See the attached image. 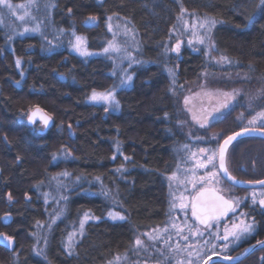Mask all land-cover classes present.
<instances>
[{"label":"trees","instance_id":"trees-1","mask_svg":"<svg viewBox=\"0 0 264 264\" xmlns=\"http://www.w3.org/2000/svg\"><path fill=\"white\" fill-rule=\"evenodd\" d=\"M259 4L260 0H56L55 24L85 34L92 49H100L107 38L110 16L124 18L138 32L139 54L148 63L134 67L132 85L118 91L120 111L109 113L103 104L88 101L93 90L115 87L119 81L108 56H82L67 47L48 49L40 34L16 37L9 47L0 27V234L17 242L11 251L0 239V264H103L130 247L137 227L164 222L165 178L177 130L171 79L160 60L169 31L182 8L214 17L220 22L214 32L219 51L264 79V9ZM90 17L97 20L85 22ZM208 61L204 51L185 45L176 62L179 82L193 79L210 65ZM38 105L54 116L45 131L23 115ZM238 140L235 150L251 141L264 143L258 136ZM258 168L235 174L263 178L264 163ZM64 172L84 178L86 184L100 178L117 189V203L111 207L105 195L85 191V185L75 187L67 198V212L49 230L42 252L34 232L48 217L50 203L44 191L53 189L55 177ZM113 208L123 212V220L107 215ZM85 211L98 218L85 223L84 234L70 252L65 245L67 222ZM258 234L264 236L263 227ZM262 253L264 246L241 261L214 264H264Z\"/></svg>","mask_w":264,"mask_h":264},{"label":"rangeland","instance_id":"rangeland-1","mask_svg":"<svg viewBox=\"0 0 264 264\" xmlns=\"http://www.w3.org/2000/svg\"><path fill=\"white\" fill-rule=\"evenodd\" d=\"M11 2L14 5L23 4L25 8L17 9L15 15L9 13L7 9L0 10V27L6 36L7 46L12 47V41L16 37L40 34L48 49L67 47L72 52L80 54L73 48V45L76 43V36L82 37L84 47L90 53L87 57L94 55L108 56L113 61V74L117 75L119 80H117L118 83L115 87L95 90L96 92L114 91L116 99L119 101V108L109 106L104 102L95 103L103 104L108 109L105 111L106 113L120 111L121 104L118 91L132 85L136 65L148 63L139 54L141 44L134 26L122 17L110 16L108 18L109 32L107 38L100 49H92L88 46L85 34L74 29L67 30L58 27L55 24L53 11L56 0H11ZM46 5L48 6L46 7ZM183 9L186 11L179 15L176 23L171 27L160 58L164 61V68L170 75V89L173 93L174 107L177 109L175 114L177 117L175 119L177 130L175 131L173 159L170 163V171H168L165 178L166 218L162 224L137 227L130 247L114 255L103 264H110V262L111 264H187L189 259L193 261V264H202L207 255L232 252L257 232V222L254 216L246 211L245 201L249 199L250 203L254 205L260 204V200H264V187L237 189L221 173L219 174L220 183H214L212 186L221 190L230 199L235 200V212H230L228 216L211 222L210 227L199 226L198 221L191 214V196L195 194L190 182L193 173L199 177L211 170V166L207 169H196L194 167L197 159L206 158L205 154L199 152V149H218L219 144L228 136L229 130L233 128L260 126V120L262 119L260 113L264 112V79L258 71L238 66L237 59L219 51L214 35L216 27L220 24L217 19L207 14H200L196 10ZM19 16H25V20L22 22L18 19ZM95 20L87 18L85 22ZM206 20L216 21L215 25L211 27V31H208V24H205L203 28L200 26ZM26 28L29 31L25 32ZM35 28H38L39 31H32ZM19 33L24 34L19 35ZM10 35L12 39L8 38ZM200 38L204 39L203 44L199 42ZM178 43L180 44L179 53L174 51ZM110 44L114 48H109ZM185 45L193 50L204 51L210 65L200 71L193 79L180 83L177 75L179 64L177 65L176 62L179 61V55ZM29 48H34V45L29 46ZM105 48H109V51L105 52ZM221 57H227V60H221ZM170 60L173 62H170ZM127 75H131L132 80L122 85L121 80L125 79ZM224 93H228L231 99H228ZM90 96L88 101L94 102L90 100ZM186 97L189 101L187 105L184 103ZM226 100L228 101V107L220 108L219 112H213V118L209 120L205 127H200L192 119L193 113L201 116L204 110L212 112L214 108L219 107ZM28 114L29 110L23 112L26 120ZM228 118L231 120H228ZM254 119L257 123L250 125L249 121ZM35 127L42 129L44 124L37 121ZM71 133L74 134L72 129ZM236 143L237 141L228 150L227 164L229 169L234 173L238 170L245 172L258 170V166L264 163V161L259 162L262 159L264 160V143L251 141L241 146L240 149L238 148L239 152L238 149H234ZM193 153L196 154L195 157H193ZM173 174L176 178L170 179ZM256 174L262 176V173L256 172ZM83 180L84 178L80 176L64 172L55 177L53 189L47 188L44 191L46 201L50 203L47 210L48 217L39 224L34 232L38 242L37 248L42 252L47 244L49 230L67 212V198L75 187L85 185L84 187H87L85 191L103 195L107 193L105 196L111 201V207H114L117 203L119 193L115 187H109L100 178L88 181L87 184ZM93 183L97 184V187H93ZM199 187L200 185H197V189ZM253 194H255V202H253ZM181 198H183V201ZM181 202L187 204L188 207L181 208ZM250 203L248 202V206ZM110 212L118 213L124 217L123 212L113 208L107 213L111 219ZM96 218L98 217L93 213L85 211L79 219L68 220L65 245L70 252L74 251L77 242L84 234L85 223ZM253 220L255 221L253 229L249 233L241 235L239 240L231 236L228 241L216 238L217 236L222 237L226 228L231 231L233 225H240L241 221L252 223ZM81 221L84 222L82 229L80 227ZM173 224L177 227L174 228ZM165 228H167V231H164ZM198 233H202V235ZM149 236L157 237V239H149ZM7 237L13 238L8 234H3L0 239L10 249L5 243L8 241ZM184 237H187V239H184ZM137 238L144 242L146 251L143 249L136 250L135 240ZM225 245H227L226 248ZM16 247L10 250L13 251ZM189 253H192V255L189 256ZM117 257H119V260H117Z\"/></svg>","mask_w":264,"mask_h":264},{"label":"snow or ice","instance_id":"snow-or-ice-1","mask_svg":"<svg viewBox=\"0 0 264 264\" xmlns=\"http://www.w3.org/2000/svg\"><path fill=\"white\" fill-rule=\"evenodd\" d=\"M48 5H46L47 7ZM260 8L264 9V0H260L259 6ZM19 8H25V5H14L11 0H0V10L2 9H7L9 13L12 15L16 14V10ZM69 13H71V9H68ZM181 11H186L185 9H181ZM27 14V13H26ZM19 20L22 22L25 20V16H19ZM91 20H95V17H90ZM216 23L215 20H206L203 24L200 26L203 28L205 24L209 25L208 31H211V27L214 26ZM29 31L27 28L25 29V32ZM32 31H39L38 28L32 29ZM24 33H19V35H23ZM9 39H12L11 35L8 37ZM199 42L201 44L204 43V39L200 38ZM191 43V41H189ZM73 48L79 52L83 56H87L90 53L87 51V48L84 47V41L82 37L76 36V43L73 45ZM109 48H114L113 45H109ZM109 48H105L104 51L108 52ZM175 52L179 53L180 51V44L178 43L176 45V48L174 49ZM221 60H227V57H221ZM21 61L19 58L16 60V66L20 67ZM132 80L131 75H127L125 79L121 80V84H127ZM228 99H231L228 93H224ZM90 100L94 102H104L109 106H114L116 108H119V101L116 99L114 91H106V92H96L93 90L92 95L90 96ZM188 98H185L184 103L187 105L188 104ZM228 107V101L226 100L225 102L221 103L219 107H216L212 110V112H208L207 110H204V113L201 116H197L195 113H193L192 119L195 120L200 127H205L208 123L209 120L213 118V112H219L220 108H227ZM108 109L105 108V111ZM43 110L40 109L39 107L36 108V111L29 115L28 119L30 122L35 123L36 122V115L37 113H41ZM167 115V114H165ZM260 116L262 119L260 120V132H264V112L260 113ZM50 117H44L41 116V120L44 124V126H47L49 123ZM257 121L250 120L249 124L254 125L256 124ZM245 133H249V129L245 128L244 129ZM251 134V133H249ZM241 133H234L233 135L227 136L224 140L223 143L219 144L218 149L216 150H210L207 148H201L199 149L200 153L205 154L206 158L205 159H197L195 163V168L196 169H207L209 166H211V170L207 171L204 175H201L197 177L193 173V177L191 179V184L192 188L195 190V194L191 196V214L193 217L196 218L200 222V224H204L206 226H209V221L212 220H219L222 217L227 216L229 212H235V206L232 201L225 199L223 195L219 194V190L212 185L219 184L220 179H219V174L222 172L229 180L235 182V178L232 177L229 172L228 168L226 166V153L228 151L229 145L239 136ZM215 138V137H213ZM199 139V137H198ZM187 147V146H185ZM196 154L193 153V157H195ZM55 158V157H54ZM217 161H218V168H217ZM175 174H173L170 179H175ZM258 183H264V181H258ZM197 185H200V187L197 189ZM107 195V193H105ZM8 199L12 200V195L9 193ZM183 201V198H181ZM253 202H255V194H253ZM260 205L264 207V200H260ZM181 208H186L188 207L187 204L181 202L180 204ZM109 215L112 217L113 220L120 219L123 220L124 217L119 215L118 213L114 214L112 212L109 213ZM87 218V217H86ZM255 221L253 220L252 223H245L244 221H241L240 225H233V229L229 231L227 228L225 229V234L221 236H217V239H223L225 241L229 240V237H233L236 240H239L241 235L245 233H249L253 227H254ZM84 226V222L81 221V229ZM173 227H177L175 224H173ZM238 229V230H237ZM164 231H167V228L164 229ZM182 231V229H180ZM201 234L202 233H198ZM3 235V234H0ZM11 237H7V240L11 241ZM149 239H157V237L149 236ZM184 239H187V237H184ZM258 243L264 244V241H258ZM135 245L137 246L136 250L139 251L140 249L147 250L144 247V242L137 238L135 240ZM227 245H225V248ZM192 253H189V256H191ZM199 255V253H197ZM227 260H231V257H224ZM238 259V258H237ZM264 259V258H262ZM117 260H119V257H117ZM111 264V262H110ZM187 264H193V261L189 259L187 261Z\"/></svg>","mask_w":264,"mask_h":264},{"label":"water","instance_id":"water-1","mask_svg":"<svg viewBox=\"0 0 264 264\" xmlns=\"http://www.w3.org/2000/svg\"><path fill=\"white\" fill-rule=\"evenodd\" d=\"M39 107L40 109H42L43 111L41 113H37L36 115V122L38 120H41V116H44V117H50L49 119V123L47 126H44V129L43 131L47 130L54 122V117L46 110L44 109L42 106L38 105V106H35L34 108H32L30 111H29V115H31L32 113H34L36 111V108ZM28 115V117H29ZM28 123L29 124H34L32 122L29 121L28 119ZM43 123V122H42ZM249 129V133H245L244 132V129L245 128H240L234 132H232L231 134H229L228 136L230 135H233L234 133H241V135H239L228 147V150L230 148V146L238 139L242 138V137H247V136H259V137H263L264 138V132H260V127H246ZM226 138V137H225ZM224 138V139H225ZM223 139V140H224ZM223 143V141L221 142ZM227 154H228V151L226 153V166L228 168V172L229 174L235 178V182L229 180L222 172L221 174L223 175V177L229 181L230 183L236 185V186H240V187H263L264 186V183H258V181H264V177L261 178V179H245V178H241V177H238L236 175H234L229 167H228V164H227ZM220 195H223L221 192H219ZM224 196V195H223ZM225 197V196H224ZM225 199H227L225 197ZM229 200V199H228ZM231 201V200H230ZM258 241H264V238L260 239V240H257L255 242H252L251 244H249L248 246H246L240 253L238 254H234V255H223V254H220V253H213V254H210L208 255L202 262V264H211L212 262H215V261H222V262H228V263H232V262H238V261H241L242 259H244L246 256H248L250 253L253 252V250H255L256 248H259V247H262L264 246V244H261V243H258ZM9 247L10 249L12 248H15L16 247V239L15 237H13L11 239V241H6L5 242ZM231 257L232 259L231 260H227L225 259L224 257ZM238 258V259H237Z\"/></svg>","mask_w":264,"mask_h":264},{"label":"flooded vegetation","instance_id":"flooded-vegetation-1","mask_svg":"<svg viewBox=\"0 0 264 264\" xmlns=\"http://www.w3.org/2000/svg\"><path fill=\"white\" fill-rule=\"evenodd\" d=\"M232 173L233 174H235L233 171H232ZM236 176H238L237 174H235ZM239 177V176H238ZM233 185V184H232ZM219 192H221V190H219ZM227 199H229V200H231L232 202H233V204H234V206L236 205V203H235V200L234 199H230V197L229 196H227L225 193H223V192H221ZM248 202L250 203V200L249 199H247L246 201H245V209H246V211H248L252 216H254V218H255V220H256V222H257V232L253 235H251V237L248 239V240H246L243 244H241V245H239L238 246V248L236 249V250H234V253H232V254H230V252H226V253H223V252H221L220 254H223V255H234V254H238V253H240L246 246H248L249 244H251L252 242H255V241H257V240H260V239H262V238H264V236L263 237H261L259 234H258V231L260 230V227H263L264 228V207H262L260 204H252V203H250V205L248 206ZM230 214V212L227 214V216ZM226 217V216H225ZM223 218V217H222ZM221 219V218H220ZM198 221V220H197ZM213 221H215V220H212V221H209V224H211V222H213ZM198 224H199V226H206V225H204V224H200V222L198 221ZM256 235H258V236H256ZM259 248H261V247H259ZM258 248H256L255 250H253V252L254 251H256ZM252 252V253H253ZM251 254V253H250ZM249 256V255H248ZM247 257V256H246ZM245 257V258H246ZM262 258H264V254L262 253L261 254V259ZM212 264H214V262L212 263Z\"/></svg>","mask_w":264,"mask_h":264}]
</instances>
